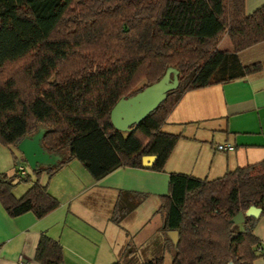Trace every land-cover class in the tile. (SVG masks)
Returning a JSON list of instances; mask_svg holds the SVG:
<instances>
[{
    "label": "trees",
    "instance_id": "trees-1",
    "mask_svg": "<svg viewBox=\"0 0 264 264\" xmlns=\"http://www.w3.org/2000/svg\"><path fill=\"white\" fill-rule=\"evenodd\" d=\"M223 34L232 50L205 83L194 82ZM263 40L264 3L246 13L244 0H0V143L14 147L42 124V146L67 150L57 164L35 168L33 178L0 172V203L11 216L44 215L58 200L40 174L51 176L72 158L94 179L120 166L145 168L144 154L155 155L147 168L161 170L177 138L161 126L182 93L260 70V62L243 64L237 52ZM168 66L177 69V85L132 130L114 128L113 104ZM19 181L31 184L16 197ZM145 196L120 189L110 220L118 222ZM158 198L162 228L177 232L169 264H252L263 254L256 217L229 219L250 204L264 216V159L212 179L170 172ZM167 248L160 244L137 264H164ZM34 259L60 264V243L40 233ZM125 262L112 264H133Z\"/></svg>",
    "mask_w": 264,
    "mask_h": 264
},
{
    "label": "crops",
    "instance_id": "crops-1",
    "mask_svg": "<svg viewBox=\"0 0 264 264\" xmlns=\"http://www.w3.org/2000/svg\"><path fill=\"white\" fill-rule=\"evenodd\" d=\"M263 3L264 0H244V11L249 13ZM231 50L232 44L223 34L193 81L205 83L224 52ZM237 56L243 64L260 62L261 69L182 93L161 126L163 131L177 135L161 170L147 168L151 165L120 166L94 179L80 161L72 158L51 176L46 172L40 174V183L46 184L47 191L58 200V205L44 215L37 217L29 210L11 216L0 203V264H19V258L24 264H39L34 252L42 232L60 243V264H112L128 247L129 236L140 248L147 249L145 257H150L160 244H168L170 239L174 242L173 230L162 228L163 216L158 211V195L167 192L170 172L212 179L264 159V40L238 51ZM43 131L44 126L38 124L16 146L0 143V172L19 173L16 166L20 164L25 174L33 178L35 168L57 164L67 150H46L41 144ZM225 142L232 143L234 148L214 149L216 143ZM11 151L17 152L15 158ZM30 184L19 181L13 194L21 196ZM120 189L143 192L146 196L118 222H113L110 215ZM158 216L157 225L152 220ZM151 228L159 230V236L155 232L150 235ZM143 232L149 235H142ZM253 233L263 254L252 264H264V216L256 217Z\"/></svg>",
    "mask_w": 264,
    "mask_h": 264
},
{
    "label": "water",
    "instance_id": "water-1",
    "mask_svg": "<svg viewBox=\"0 0 264 264\" xmlns=\"http://www.w3.org/2000/svg\"><path fill=\"white\" fill-rule=\"evenodd\" d=\"M174 72V78L168 81L169 72ZM177 69L173 66H168L163 75L156 81L146 85L141 90L127 97H120L111 107L109 112L110 121L114 128L121 131L132 130L133 127L163 98L167 92L177 85ZM20 142V141H19ZM29 165L33 166L32 160L28 158L25 153ZM155 159L153 154H144L141 156V163L144 166H149ZM261 208L250 204L245 212H236L229 221L233 223H240L245 215L257 217L260 214ZM175 240L177 239V232L173 231ZM227 264H233L228 262Z\"/></svg>",
    "mask_w": 264,
    "mask_h": 264
},
{
    "label": "rangeland",
    "instance_id": "rangeland-1",
    "mask_svg": "<svg viewBox=\"0 0 264 264\" xmlns=\"http://www.w3.org/2000/svg\"><path fill=\"white\" fill-rule=\"evenodd\" d=\"M173 78H174V72L173 71H170L169 72V76H168V81L171 82V80ZM39 125H41V124H39ZM3 146H6V145H3ZM6 147H8V146H6ZM10 153L15 158V154L17 152L16 151H11ZM152 221L154 223L157 222V225H158V223L160 222L159 216L156 217V218H154ZM148 232H151L150 233V235H151L152 233L155 232V230H153V228H151V230L148 231ZM145 233L147 235H149V233H147V232H143L142 235H144ZM155 233H156L155 235L159 236V230H156ZM128 238H130V240ZM126 239H128L127 240V243H128V247L129 248L126 246L127 248H125V249H123L121 251L120 258H119V261L120 262L122 261V262L126 263L125 261H128L130 263L137 264V263L141 262L143 259L147 258V257H145L147 255V253H148L147 249L140 248L139 245H136L135 242L132 240V236H129ZM156 241H157V239H156ZM156 241H155V243H156ZM170 241H171V239H170ZM170 241H168V244H169L168 246L169 247H168L167 251L164 253V264H169L170 263L171 256H172V254L174 252L173 242H170ZM129 249H132V250L129 251ZM129 253H131V254H129Z\"/></svg>",
    "mask_w": 264,
    "mask_h": 264
},
{
    "label": "built area",
    "instance_id": "built-area-1",
    "mask_svg": "<svg viewBox=\"0 0 264 264\" xmlns=\"http://www.w3.org/2000/svg\"><path fill=\"white\" fill-rule=\"evenodd\" d=\"M234 148V145L230 142H225V143H216L214 145V149L217 151H229L232 150ZM17 170L19 171L20 175H24L25 174V169L22 165L17 164ZM258 249H260V246L257 247ZM19 264H24V262L22 261L21 258H19Z\"/></svg>",
    "mask_w": 264,
    "mask_h": 264
}]
</instances>
